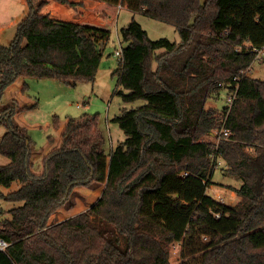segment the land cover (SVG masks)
Here are the masks:
<instances>
[{"label":"trees","instance_id":"trees-1","mask_svg":"<svg viewBox=\"0 0 264 264\" xmlns=\"http://www.w3.org/2000/svg\"><path fill=\"white\" fill-rule=\"evenodd\" d=\"M23 4L13 39L0 43V185L19 183L1 198L21 203L0 209V264H171L176 243L175 264H264V80L248 72L264 46V0ZM120 7L172 24L180 41L151 39L135 19L122 27L115 93L144 100L111 119L125 139L107 152L98 113L69 117L33 172L34 144L14 115L36 103H3L5 89L21 76L92 81ZM222 90L231 105L206 107ZM222 126L229 137L203 139ZM216 152L241 182L234 204L206 192ZM94 184L104 188L90 207L48 224L75 187Z\"/></svg>","mask_w":264,"mask_h":264},{"label":"rangeland","instance_id":"rangeland-1","mask_svg":"<svg viewBox=\"0 0 264 264\" xmlns=\"http://www.w3.org/2000/svg\"><path fill=\"white\" fill-rule=\"evenodd\" d=\"M205 1L201 0V3ZM24 14L23 0H0V43L8 45L11 42L17 24ZM132 19H135L141 25L151 39L165 37L172 42L178 43L180 41V36L172 24L151 18L142 12L120 7L117 17L107 25V28L111 31L109 40L98 45L101 48L102 55L92 81H78L75 85H72L58 79L26 77L27 88L24 90L27 97L26 101L28 103L35 102L36 105L34 108L20 112L17 120L25 126L26 133L33 141L35 149L42 150L48 144L49 136L51 138L57 137V127L53 124L54 118L58 120L59 126L69 117H78L85 113L99 114L98 127L105 137L104 147L107 152L125 139L124 132L118 123L111 120L112 117L117 115L123 108L137 107L144 103L142 99L125 102L115 93L118 79L117 71L120 68L119 56L116 55V50L124 45L120 41L119 31ZM100 44L102 45L100 46ZM160 52H162V49L157 51V53ZM250 75L264 80V57L253 61ZM119 89H122V87H119ZM226 96L228 95L225 94V90H222L219 98L207 100L206 107L222 108L225 106ZM6 99V94H4L1 102L6 103ZM220 128L213 129L203 139L216 142ZM3 131L4 127L0 126V134ZM5 162H7V158L0 154V164ZM38 166H40V163L35 162L34 169ZM226 166L224 160L221 159V165L215 168L211 179L212 184L208 186L206 192L224 203L234 204L238 197L232 191L241 182L226 171ZM77 187L82 189L76 192L72 191L66 205L64 204L68 208L67 211H71L73 214L90 207L101 194L103 185L94 184L88 186L87 189H83L84 186ZM10 191L11 188L0 185V209L8 210L21 204L20 202L4 201L1 198V194H7ZM49 219L48 223L51 224L52 220ZM180 252L181 245L179 243L171 246L169 256L171 264H175L181 259Z\"/></svg>","mask_w":264,"mask_h":264},{"label":"crops","instance_id":"crops-1","mask_svg":"<svg viewBox=\"0 0 264 264\" xmlns=\"http://www.w3.org/2000/svg\"><path fill=\"white\" fill-rule=\"evenodd\" d=\"M24 16V15H23ZM22 16V17H23ZM107 42V41H104V43ZM102 43V41L100 42ZM102 44H100L101 46ZM101 49V48H99ZM26 77L24 76H21V77H18L11 85H9L6 89H5V94H6V100H11V99H15L20 106H23V105H32L34 103H28L26 100H27V97L25 96L24 94V90L27 88V83L25 81ZM22 111H25V110H18L15 115H14V119L16 120V122L20 125V126H23L25 127L22 123H20L18 120H17V116L20 112ZM16 116V117H15ZM66 121L67 119L62 122L61 124H59V126L57 127V137H53L51 139H49V142L48 144L45 145L44 148H42V150H37L35 149V146L33 148V151H32V154H31V162H32V167L31 169L33 170V172L37 173V174H40L42 173L43 171V166H42V163H41V159L42 157L48 153L50 150H52L53 148H56L60 145V142H61V134H62V131L65 127V124H66ZM4 133V131H3ZM2 133V134H3ZM2 134H0V137L2 136ZM35 162H39L40 163V166L36 167V169H34V165H35ZM103 185V184H102ZM19 186V183L17 182H13L11 184L10 187H7V188H11V191L12 190H15L17 189ZM13 188V189H12ZM89 187H84L83 189H87ZM103 188H104V185H103ZM103 188L101 189V192L103 190ZM80 189L82 188H74L73 191L76 192V191H79ZM234 194L235 192L232 191ZM236 195V194H235ZM100 196V195H99ZM98 199V198H97ZM66 205V203H65ZM68 208H66L64 205L59 207L51 216H50V219L52 220V223H56L58 221H61L63 219H66L73 214V212L71 211H67ZM73 210V209H72ZM81 212V211H80ZM79 213V212H77ZM76 214V213H75ZM49 219V220H50ZM49 224V223H48Z\"/></svg>","mask_w":264,"mask_h":264},{"label":"built area","instance_id":"built-area-1","mask_svg":"<svg viewBox=\"0 0 264 264\" xmlns=\"http://www.w3.org/2000/svg\"><path fill=\"white\" fill-rule=\"evenodd\" d=\"M256 51H257V53L255 56V59H262L264 57V46L262 48L256 49ZM116 55H118L119 57L121 56V48L119 50H116ZM248 72L249 73L251 72V67L248 68ZM233 98H234V94L226 96L225 105L230 106L232 101H233ZM229 135H230L229 129L222 126L218 131V136H217L218 140L214 143L218 144V141L221 138H227V137H229ZM213 159L216 163V166L221 165L222 157H221V154L219 152H216L215 154H213ZM7 245H8V243L3 238H0V249H4Z\"/></svg>","mask_w":264,"mask_h":264}]
</instances>
